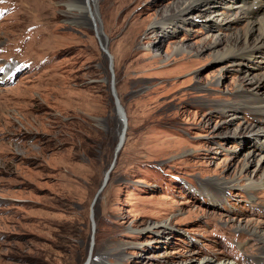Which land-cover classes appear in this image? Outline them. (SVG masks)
I'll list each match as a JSON object with an SVG mask.
<instances>
[{
  "label": "rangeland",
  "instance_id": "374dc122",
  "mask_svg": "<svg viewBox=\"0 0 264 264\" xmlns=\"http://www.w3.org/2000/svg\"><path fill=\"white\" fill-rule=\"evenodd\" d=\"M192 1L0 0V264H264V3Z\"/></svg>",
  "mask_w": 264,
  "mask_h": 264
},
{
  "label": "bare ground",
  "instance_id": "6f19581e",
  "mask_svg": "<svg viewBox=\"0 0 264 264\" xmlns=\"http://www.w3.org/2000/svg\"><path fill=\"white\" fill-rule=\"evenodd\" d=\"M201 1H205V0H194L189 5V7H192L193 4L201 3ZM250 1H252L250 3H255V2L264 3V0H250ZM96 2H97V0H85V2H84L85 6H83V5L77 6V7L81 8V10H84L85 14L87 13L86 16L88 15L90 17V19L93 21L92 23H94L96 21L95 20V10H94V7H96ZM182 8H178L176 11H179ZM249 10H250V8H249ZM167 14H169V13L165 12L163 15H167ZM257 23H258V25H256L255 23H252V25L249 27V29L246 31V33H243V34H241V35L236 37L237 41L239 40L240 42L247 43L249 34L254 29L258 28L259 29V38L257 39V42L255 44H252L251 46H246L242 50H237V51L236 50H232V51L229 52L230 55L236 54V55L244 56L247 53H251L252 51L257 53L258 51L264 50V16L259 18ZM254 107H255V109L253 111L255 113L264 115V101L259 102L258 105H255ZM116 113H117V118L120 121V125H121L120 130H119V140L121 142V132H122V129L124 127V121L122 120L121 113L118 112V111H116ZM249 185H252L251 187H255V185H253V184H249ZM216 264H234V263L232 261L228 260V261L223 262V263L218 261V263H216Z\"/></svg>",
  "mask_w": 264,
  "mask_h": 264
},
{
  "label": "water",
  "instance_id": "95a60500",
  "mask_svg": "<svg viewBox=\"0 0 264 264\" xmlns=\"http://www.w3.org/2000/svg\"><path fill=\"white\" fill-rule=\"evenodd\" d=\"M111 93H112V95L114 97V101H115V105H116V111H118V112L121 113L122 120L124 121V127H123L122 132H121V142L117 145L116 150H115V155H114V159H113L114 160V163L110 166V168L106 172V174H105L106 176L103 178L104 181H103L100 189L98 190L96 196L99 195L100 191L103 189V187L105 186V184L108 181L109 172L114 167V165L116 163V158L118 156V153L122 149V147H123V145L125 143V137H126V131H127V121L125 120L124 111H123V108H122V106L120 104V101H118V99L116 98L115 88H114V82L111 83Z\"/></svg>",
  "mask_w": 264,
  "mask_h": 264
}]
</instances>
